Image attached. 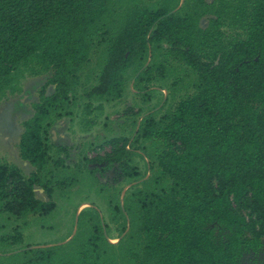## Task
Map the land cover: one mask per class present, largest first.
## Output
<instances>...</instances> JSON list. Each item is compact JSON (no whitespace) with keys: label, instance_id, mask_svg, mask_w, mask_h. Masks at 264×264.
Instances as JSON below:
<instances>
[{"label":"trees","instance_id":"1","mask_svg":"<svg viewBox=\"0 0 264 264\" xmlns=\"http://www.w3.org/2000/svg\"><path fill=\"white\" fill-rule=\"evenodd\" d=\"M43 75L17 144L33 170L0 161V264H242L260 250L264 0H0V102ZM128 98L119 148L89 159V144L69 167L58 121L87 131ZM85 184L102 211L80 203L65 240L20 247Z\"/></svg>","mask_w":264,"mask_h":264},{"label":"rangeland","instance_id":"2","mask_svg":"<svg viewBox=\"0 0 264 264\" xmlns=\"http://www.w3.org/2000/svg\"><path fill=\"white\" fill-rule=\"evenodd\" d=\"M45 81L46 76L44 75L37 78H28L23 83V92L21 94L0 102V161L16 165L22 170L23 174H29L33 168L28 163L22 161L19 156L17 144L22 130L21 124L32 114V104L38 101L39 88ZM52 92L53 87L47 90L48 94ZM158 92L162 94L164 99L167 94L166 91L158 90ZM156 95L160 97V94ZM156 101L157 99L152 100L150 105L152 106ZM131 102V98H128L126 102L115 107L105 105L101 115L98 116V124L87 131H84L78 124V119L73 123H69L66 120L58 121L52 131V140L56 146H65L68 150L67 158L65 155L60 156V158H66L65 163L72 168L81 157L78 156L79 153L83 152L85 146L89 144L93 143L91 148L86 147L85 150V155L89 159L101 158L117 150L121 143L118 142L117 146H114L108 139L121 136L120 123H122V119L120 117L127 107L132 104ZM133 111H136V108ZM138 160L136 158V161ZM140 165L142 166L143 163H140ZM119 170L117 171L120 173ZM113 171H106L104 177L98 175L100 182H106ZM36 191L39 197L47 200L41 188L36 187ZM60 199L56 204V209L52 213L33 218V222L23 229V241L20 247L60 243L71 232H74L72 230L75 224L73 212L78 204L82 203L78 207L76 215L82 209L92 207L91 204L97 206L100 211H102L103 207L101 200L97 199L94 189L88 187L86 184L81 190L70 194L68 198ZM9 232H11L10 227L0 230V237ZM109 241L110 243L118 241L115 226H112ZM242 264H264V244L257 253L252 255L246 254L242 259Z\"/></svg>","mask_w":264,"mask_h":264},{"label":"water","instance_id":"3","mask_svg":"<svg viewBox=\"0 0 264 264\" xmlns=\"http://www.w3.org/2000/svg\"><path fill=\"white\" fill-rule=\"evenodd\" d=\"M217 63V62H216Z\"/></svg>","mask_w":264,"mask_h":264}]
</instances>
